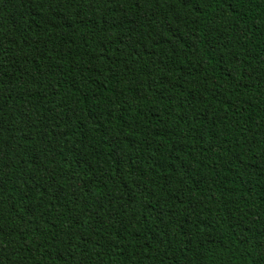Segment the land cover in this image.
<instances>
[{"label": "trees", "instance_id": "1", "mask_svg": "<svg viewBox=\"0 0 264 264\" xmlns=\"http://www.w3.org/2000/svg\"><path fill=\"white\" fill-rule=\"evenodd\" d=\"M0 264H264V0H0Z\"/></svg>", "mask_w": 264, "mask_h": 264}]
</instances>
